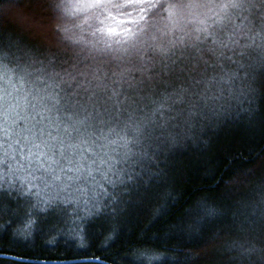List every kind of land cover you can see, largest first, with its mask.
Masks as SVG:
<instances>
[{
    "label": "snow or ice",
    "instance_id": "1",
    "mask_svg": "<svg viewBox=\"0 0 264 264\" xmlns=\"http://www.w3.org/2000/svg\"><path fill=\"white\" fill-rule=\"evenodd\" d=\"M44 3L70 54L0 31V218L8 201L28 207L5 225L13 239H29L43 217L50 236L82 242L102 209L119 212L117 188L152 196L151 173L135 171L148 149L192 139L202 122L264 123V0ZM202 226L181 222L175 235L202 239ZM228 254L229 264H264V208L240 222Z\"/></svg>",
    "mask_w": 264,
    "mask_h": 264
},
{
    "label": "trees",
    "instance_id": "2",
    "mask_svg": "<svg viewBox=\"0 0 264 264\" xmlns=\"http://www.w3.org/2000/svg\"><path fill=\"white\" fill-rule=\"evenodd\" d=\"M0 18V31L22 39L27 47L44 55L70 54L58 32L63 20L44 0H4ZM148 152V158H137L135 171L151 173V178L144 175L151 197L121 193L119 212L112 215L115 209H102L103 214L84 229L82 242L73 241L67 232L50 236L52 221L43 217L29 239H13L5 225L25 212L8 201L5 208L11 210L0 218V252L36 262L28 264L79 259L109 264H229L235 229L264 208V123L209 127L202 122L192 139L156 154L155 149ZM160 209H168L167 215L160 216ZM190 221H203L202 239L175 235V225ZM146 249L157 255L145 258ZM9 260L3 258L0 264Z\"/></svg>",
    "mask_w": 264,
    "mask_h": 264
},
{
    "label": "bare ground",
    "instance_id": "3",
    "mask_svg": "<svg viewBox=\"0 0 264 264\" xmlns=\"http://www.w3.org/2000/svg\"><path fill=\"white\" fill-rule=\"evenodd\" d=\"M52 23H53V20H50V24H51V25H52ZM51 25H50V26H51ZM115 191H116L117 197H119L120 194H121L120 189L117 188ZM12 202H13V203H16L18 206H22L24 212H26V211L28 210V207H27V205L25 204L23 198L16 199L15 201H12ZM68 207H69V210H70V212H71V207H72V206H68ZM18 214H20V211H19ZM81 260H84V259H79V261H81ZM87 260H88V259H87ZM94 260L101 261V260H99V259H94ZM57 262H63V261H57ZM101 262H103V263H105V264H109V263H106V262H104V261H101ZM79 263H82V264H83V263L101 264V263H95V262H79ZM59 264H62V263H59Z\"/></svg>",
    "mask_w": 264,
    "mask_h": 264
},
{
    "label": "water",
    "instance_id": "4",
    "mask_svg": "<svg viewBox=\"0 0 264 264\" xmlns=\"http://www.w3.org/2000/svg\"><path fill=\"white\" fill-rule=\"evenodd\" d=\"M4 259H15V257H12V256H8V255H5L4 256ZM28 262H33V263H36L35 261H28ZM79 262H95V263H101V264H105L101 261H98V260H92V259H84V260H75V261H67V262H42V263H47V264H59V263H62V264H71V263H79ZM40 263V262H38Z\"/></svg>",
    "mask_w": 264,
    "mask_h": 264
}]
</instances>
